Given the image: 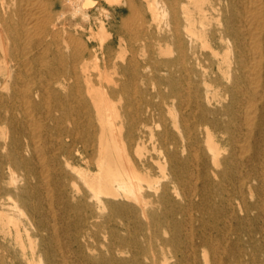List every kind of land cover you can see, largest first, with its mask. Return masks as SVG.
I'll return each mask as SVG.
<instances>
[{
    "label": "bare ground",
    "instance_id": "6f19581e",
    "mask_svg": "<svg viewBox=\"0 0 264 264\" xmlns=\"http://www.w3.org/2000/svg\"><path fill=\"white\" fill-rule=\"evenodd\" d=\"M256 233L264 0H0V264H264Z\"/></svg>",
    "mask_w": 264,
    "mask_h": 264
},
{
    "label": "rangeland",
    "instance_id": "374dc122",
    "mask_svg": "<svg viewBox=\"0 0 264 264\" xmlns=\"http://www.w3.org/2000/svg\"><path fill=\"white\" fill-rule=\"evenodd\" d=\"M115 76H118L117 74H115ZM251 199V198H250ZM179 218H183L181 215H179ZM193 229L190 231V229L188 228L189 226L187 225V227L184 229V232H183V234H184V236H192L193 238H195L194 240H193V238H192V240H193V242H195L196 244H197V248H198V252H199V257H200V260L201 261H203L204 260V255H209L208 254V248L207 247H204V246H201V245H198L199 244V237H198V235L201 233V232H203V230L202 229H200V223H199V221H194L193 222ZM163 230V231H162ZM189 230V231H188ZM189 232H191V233H189ZM62 234V233H61ZM160 234L161 235H169V232L167 231V229H161L160 230ZM245 238L247 239V236H245ZM256 238L258 239V240H262V235L260 234V233H256ZM90 240H91V242L92 243H94V244H100V240H101V238H99V237H92V238H90ZM264 240V239H263ZM262 240V241H263ZM264 242V241H263ZM169 247L167 246V249H168ZM17 249V250H16ZM15 249V252H13L15 255H16V258H18L19 259V261H22V258H21V254H20V252H19V249L18 248H16ZM182 249H183V251H187V253L190 251V249H191V246H185L184 245V247H182ZM250 250H252L253 251V248L252 247H250ZM10 260V259H9ZM7 264H10V262L8 261V263ZM23 264V263H22Z\"/></svg>",
    "mask_w": 264,
    "mask_h": 264
}]
</instances>
